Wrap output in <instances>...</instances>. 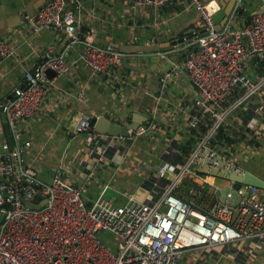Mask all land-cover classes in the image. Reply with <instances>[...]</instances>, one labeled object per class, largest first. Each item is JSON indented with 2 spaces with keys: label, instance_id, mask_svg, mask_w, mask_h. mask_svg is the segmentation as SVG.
<instances>
[{
  "label": "built area",
  "instance_id": "1",
  "mask_svg": "<svg viewBox=\"0 0 264 264\" xmlns=\"http://www.w3.org/2000/svg\"><path fill=\"white\" fill-rule=\"evenodd\" d=\"M125 1L133 9L184 1L200 16L204 32L194 31L184 45L159 51L167 59L170 53L186 52L171 63L172 72L186 73L195 89L185 122L186 131H197L194 142L187 153L175 144L167 148L166 161L150 183L159 189L146 201L129 197L128 202L112 204L101 202L98 196L89 202L84 197L85 185L69 181L63 163L51 170V183L40 180L39 171L25 163L24 149L30 142L24 137V127L28 119L43 112L53 79L69 72L68 52L78 47L76 62L90 69L92 79L115 75L126 57L112 46L94 44L92 34L81 36V0L46 1L27 15L29 26L66 35L68 42L59 53L42 52L34 72L26 71L24 83L13 88L10 99L0 102L13 140L12 149L7 142L0 148V264H179L187 253L203 263L204 251L222 246L232 255L238 248L252 254L264 241V189L235 187L233 182L222 185L223 181L194 170L207 167L242 174L246 168L230 148H218L212 141L221 128L229 133L248 129L250 134L264 127V0H257L259 5L249 16L245 0H235L220 30H214L216 20L204 0ZM13 54L0 37V62ZM48 69L54 72L51 78ZM166 81V76L159 79V97L165 93ZM243 107L251 113L245 125L242 120L230 122ZM91 117H79L73 132L89 135L96 146V162L146 131L141 125L127 137L108 136L93 129ZM91 175L88 172V178ZM185 180L195 182L200 190L207 185L214 201L203 204L197 197L190 200L180 195ZM225 186L229 192L222 199L219 192ZM232 190L237 193L235 202L229 201ZM42 199L46 203L39 209L26 205ZM104 233L109 235L105 239Z\"/></svg>",
  "mask_w": 264,
  "mask_h": 264
},
{
  "label": "crops",
  "instance_id": "2",
  "mask_svg": "<svg viewBox=\"0 0 264 264\" xmlns=\"http://www.w3.org/2000/svg\"><path fill=\"white\" fill-rule=\"evenodd\" d=\"M81 1L82 23L88 34L118 43L166 41L179 39L185 32L191 34L203 30L198 12L185 6L184 1L159 8L135 9L125 0ZM204 3L219 23L232 0H204ZM38 5L37 0L30 3L0 0V37L14 50L11 57L0 62V102L10 99L13 88L24 83V73L36 67L42 52L59 53L68 42L66 35L49 29L35 31L29 26L28 12ZM258 5L257 0H245L247 15L254 13ZM185 41L177 45H184ZM77 54L78 47L68 52L67 60L72 64L69 72L53 79L43 112L25 123L24 137L30 142L24 149L25 163L47 177L59 163L65 164V177L76 185H85L84 197L89 202L100 194L104 185L105 191L115 192L109 202H117L118 198L120 203L128 202L129 197L140 201L153 198L159 188L150 187V183L157 168L166 161L167 148L175 144L188 150L195 139L185 128L195 89L186 73L172 72L171 61L184 57L185 50L170 53L168 59L159 53L126 54L115 75L97 79L90 78V69L86 65L76 62ZM164 76L167 77L166 89L159 97V79ZM102 111L123 123L136 112L146 115L148 122L145 133L118 145L96 162V146L89 141V135L86 132L75 134L73 128L82 115L93 116ZM250 118L251 113L243 107L230 122L242 120L245 125V120ZM233 136L237 142L233 145L235 150H230L233 155L239 152L234 155L236 159L242 153L246 156L242 160H250V165L252 159L264 162V127L257 132L251 131L245 138L236 131ZM3 142L7 140L0 108V148ZM88 145L92 147L90 150ZM249 168L264 179V169L259 164ZM88 172L92 174L90 178ZM205 199L206 194L196 198L200 203ZM247 251L238 248L232 255L219 246L212 252L202 253L203 263L201 259L198 261L197 255L187 253L179 264H264V241L252 254Z\"/></svg>",
  "mask_w": 264,
  "mask_h": 264
},
{
  "label": "water",
  "instance_id": "3",
  "mask_svg": "<svg viewBox=\"0 0 264 264\" xmlns=\"http://www.w3.org/2000/svg\"><path fill=\"white\" fill-rule=\"evenodd\" d=\"M25 3H30L32 0H23ZM48 0H37L39 3L38 7H33L28 12V15H33L36 12V9H39L42 5L45 4V2ZM235 0H232L231 5H227V7L223 11V17L219 23H216L214 26V30H220L225 21L227 20V17L232 10V7L234 5ZM261 12V11H258ZM254 14V13H252ZM247 15V13H245ZM201 33L204 32V29L200 31ZM193 33H184V36L179 39H171L166 41H161L160 39H154L151 43H118L115 41H111L102 37H99L97 35H91L92 42L94 44L98 45H109L116 49H118L120 52L124 54H155L159 53L162 49L169 48L171 46L176 45L177 43H181L184 40L189 39L192 37ZM89 34L88 33H82V37L86 38ZM65 41H68V36H66ZM36 68V67H35ZM34 69L31 70V72H34ZM48 76L51 78L54 76V72L50 69L47 70ZM2 121H3V128L6 134V140L9 149H12L13 147V140L10 134L9 126L6 121L5 115L2 113ZM148 122V118L146 115L132 112L130 115V118L126 122H119L116 121L114 118L108 117L106 115V112L102 111L98 114L97 117H91L90 123L93 125V129L100 133H105L108 136H123L127 137L129 135V132L137 129L139 126L144 125L146 126V123ZM194 170H196L199 173L211 175L214 178H217L223 182H233L236 185H246L249 187H257L264 189V179L257 176L256 174L252 173L250 170L246 169L242 174L241 173H234V172H226V171H218L215 169H208L207 167H194ZM38 178L46 183H51V177H47L43 175L42 173H38ZM229 192V187H223L219 195L222 199H226L227 193ZM231 196L229 198V201L235 202L237 200V193L236 190H232ZM46 203L45 199H42L39 201V203H32L27 202L26 205L31 209H39L41 206H43Z\"/></svg>",
  "mask_w": 264,
  "mask_h": 264
},
{
  "label": "trees",
  "instance_id": "4",
  "mask_svg": "<svg viewBox=\"0 0 264 264\" xmlns=\"http://www.w3.org/2000/svg\"><path fill=\"white\" fill-rule=\"evenodd\" d=\"M248 16V15H247ZM82 33H88V29H86L85 27H83L82 28ZM168 48H165V49H162L161 51H165V50H167ZM185 55V54H184ZM147 125V124H146ZM242 131H245L244 133H238V134H240L241 135V137H243L244 136V138L246 137L245 135H247V134H249V132H247L248 131V129H246V130H243V129H241ZM197 133V131L196 130H192L191 132H189V134L190 135H195ZM213 144H215L216 145V147H218V148H222V147H226V148H231V150L233 151V150H235V146H233L234 144H236V139H235V137L233 136V132H225L224 130H223V128H221L218 132H217V134H216V136L214 137V139H213ZM183 151H184V153H187L188 151H189V149L188 150H186V148H184L183 149ZM244 157H246L245 155H240L237 159H236V161L239 163V164H241L242 166H244L246 169H248V170H252L251 168H249V166H253V165H256V164H259V166H260V168L261 169H264V162H259L260 160H257V159H252V161H253V163L250 165V160H246V162L244 161V160H242V159H244ZM187 182H189V184L191 183L192 185H195V186H197V184L195 183V182H192V181H189V180H185L184 181V183L181 185V187H180V189L178 190L179 191V194L180 195H182V196H186V195H188V191H187V189H185V190H182V187H183V185L184 184H186ZM239 186V185H238ZM89 186L87 187V189L89 190ZM197 198H200V196L199 197H197ZM198 201V200H197Z\"/></svg>",
  "mask_w": 264,
  "mask_h": 264
},
{
  "label": "rangeland",
  "instance_id": "5",
  "mask_svg": "<svg viewBox=\"0 0 264 264\" xmlns=\"http://www.w3.org/2000/svg\"><path fill=\"white\" fill-rule=\"evenodd\" d=\"M170 48V47H169ZM171 48H172V46H171ZM230 152H231V150H230ZM241 152V151H240ZM237 154H239V152H235L234 153V155L236 156ZM241 155H242V153H241ZM220 184H222V185H225V184H227L226 182H221ZM192 187V189L190 190L189 188L190 187ZM235 187H238V185H236ZM199 188V190H200V186H195V185H192L191 183L189 184V182H187L186 184H184L183 185V187H182V190H185V189H187V191H188V195H186L187 196V198L188 199H190V200H193V199H195L196 197H199L198 196V194H197V189ZM194 189V190H193ZM201 194H206V199L207 200H209V199H212V201H214V199H215V196H214V194L212 193V191H209L208 190V186L207 185H205L204 186V188H202L201 190ZM114 191H105L104 193H101L100 195L98 194L97 196H96V198L99 196V198H100V200H101V202H104V203H108L109 201H110V199H111V197H113L114 196ZM206 199L205 200H203V203H205V201H206ZM121 201H120V199L118 198L117 199V202H115V201H112V202H110V203H112V204H119ZM124 203V201H122V203H120V204H123ZM109 235L107 234V233H104L101 237L103 238V239H105V238H107Z\"/></svg>",
  "mask_w": 264,
  "mask_h": 264
}]
</instances>
